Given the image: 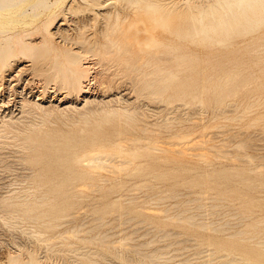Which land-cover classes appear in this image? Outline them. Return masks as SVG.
Masks as SVG:
<instances>
[{
  "label": "rangeland",
  "instance_id": "374dc122",
  "mask_svg": "<svg viewBox=\"0 0 264 264\" xmlns=\"http://www.w3.org/2000/svg\"><path fill=\"white\" fill-rule=\"evenodd\" d=\"M168 1H171V0H168ZM176 1L184 2V0H176ZM66 4L69 5L67 6V9L59 11L57 14V17L53 21V24L50 28L51 37L53 38V41L56 45L60 47L71 48L76 51H82L83 54H85V52L83 51L85 48H83L82 45L78 43L76 40L80 30L84 29L85 35L88 36L91 40H94L96 37L101 36L102 21L100 19L92 18V16L89 15V13L82 11L81 0H66ZM70 6H71V9L69 8ZM262 32H263V29L259 30L258 32H255L254 35L258 36ZM42 36H43V33H35L31 35L29 39L37 42L42 39ZM249 37L250 35L246 36L245 37L246 40H244L245 38L243 37H240L239 39H237V41L233 45L232 51L229 49H225L223 47H205V48L203 47L201 49V48L192 46L190 51L192 52L195 51L197 54L198 53L201 54V57H203V59L209 60L205 63V66H204L207 68L202 67V74L198 75L199 78L196 84L195 83L193 84L192 89L188 88L187 85L184 84L182 88L179 87L178 89H175V88L170 89L167 92L168 94L164 95V97H161L159 99L146 96L139 91L136 92L137 88L134 87L135 84L133 85V81H132L133 76H135L134 74L127 75L125 73H122L121 68H119L118 65H115V64L109 65L111 66V68L106 70V68H108L109 66L101 65V64L96 65L97 59L95 60V58L91 56L88 57L89 56L88 54H85L84 58L86 59L88 57L86 61L91 62V64L93 65V70L95 71V73L93 72L92 74L94 75L98 73V75L96 74L98 78L96 77V80L95 79L93 80V76H90L89 77L90 80H87L85 84L91 82L90 83V85L92 86L91 89L94 90L93 91L94 93L96 92L95 94H93V97H95V101L93 103L88 104L83 109L81 108L79 111L73 108L71 110L64 108L65 111H62L53 105L48 106L49 109L47 108L46 110H41L31 105H28L26 107L25 112H21L22 107H21L20 101L18 103H15V101L13 100V95L10 96L9 94L10 93L9 89L7 91L5 90L3 94H4L6 101L10 100L7 103V105H9V108L6 109L5 111L9 112V110H11L14 112L12 114L13 117L15 119L19 118V120H16L15 123L18 126H24V125L27 126L28 130H31V128L36 127L37 132L51 133L50 134L51 139L53 140V143L55 144H61L68 137H72V136H77V138H81L80 137L82 136L81 128L84 127L85 123L82 120L78 121L76 117L80 118V115H81L80 113H83L89 110L98 111V114L95 115L96 117L95 116L92 117L93 123H91L92 125L90 126H92V128L97 127L99 131H102L104 134V137H106L107 140L114 141V142H117V140L118 142L120 140L121 141L124 140L125 141V142L123 141L124 143H126V141L127 142L131 141L132 145L134 144V146L132 147L139 148V149L144 148L145 145H147L151 139H158L160 141L159 144L162 143L160 145H164V143L167 141L168 142H173V141L180 142V141H183L185 138L190 139V138H194L195 136L196 138H199L197 136L201 135L202 132L206 133V135L208 134L206 136V139L208 137H209L208 139H212L213 137V140H210L212 145L218 144L217 142H220L222 138H223L222 140L230 139L232 142L233 138L231 139L230 137H234V136L238 137L237 135L240 134L239 132L241 131L242 133L244 132V134L242 135L241 133L242 136L239 135L240 137L234 138L233 142L231 144L229 143L231 146L235 145L237 141L239 140L240 141L242 139L246 140L247 138L251 137L252 134L253 136L255 134L256 135L253 137L254 140L253 139L250 140L251 138L248 139L250 144L255 145V146L253 145L254 148L253 147L250 148L252 145L250 146L248 144V146L250 147L243 149L244 150L243 156L244 155L248 156L245 158L246 162L244 161L241 162L238 160L237 161L230 160V156L233 154L230 151L228 152L231 153V155L228 153H224L225 158L222 156L218 158L215 156H212L210 158H206L203 156H193L190 158L186 157L182 160L179 158L178 159L175 158V157H178L176 155L175 157L167 159V162L163 158L165 154L161 153L159 155L160 157H157L156 160H154V166H156L155 169L157 171L164 170L165 172L162 171V173H164L163 175H161L159 171H158L159 172L158 174L156 170H154V172H151L152 174L151 173H141L138 175L137 173L131 171V169H126L127 171L125 170V172L122 171L120 173H115L113 171L108 170L107 168L88 169L86 167H80V170L82 172H88V170L90 173L93 172L91 176L94 178L96 177L94 179L95 184L98 183L99 185L101 184L103 185V188L99 186L100 189L98 187V184L96 186H93L96 189L95 188L91 189V187L87 189L85 188L86 186L82 188L85 185L84 183L86 182L82 177H80L81 173H78L75 177H71L70 173H68V171H66L62 167L58 169H52L51 171H49L48 166H46V164L44 163L46 159L42 158L43 156L41 155V151H42L41 147H36L37 145H34L26 141V139H24L25 134L23 131H20L16 127H14V130H11L9 132H3L2 135L3 136L5 135L4 136L5 138L3 136L0 137V156H1L0 157V264H5L6 262L8 263L9 257L11 255H17L19 252H21L23 257H25L26 259L28 258L29 253H34L36 257L41 258L42 260H44V262L46 263L49 262L47 264H56V263L57 264H71L73 259L69 255L65 256L61 252H59L60 247H64L67 243L69 244L70 242H73L75 244L80 243V245L82 246V251H87L88 249H90L91 251L92 250L98 251V253L94 255L95 262L91 264H154L156 262H157L156 264H161V263L162 264H173V263L174 264H196V263H200L201 261L204 262L209 259H213L217 257L218 254H221L222 251H219V252H216L213 250L212 252L209 251L211 249L217 248L216 246L218 245L217 241L225 242L226 246L230 248L228 250L235 254H240L241 252H243L245 249H248V248L249 249L257 248V250H259L258 245H256L255 243L259 240L260 237L264 235V222L260 223L264 221L263 220L264 219V138H262L264 137V45H262V47L261 45H257V47L251 46V43L247 39ZM261 43L263 44V42ZM254 49L257 52L254 51ZM216 55L217 57H215ZM216 58L219 59L220 65L213 66L214 60ZM94 61L96 62V64ZM17 65H19V67H17ZM21 66L24 67L23 74H22V77L24 79L22 81V84L26 86V91L28 90L26 94L27 97H30L32 93L33 94L41 93L40 90H43L44 86L45 88L48 86L47 91L44 88V91L47 92V95H45L46 97L45 102L48 103V104L46 103L47 105H50L51 103H49V100H51L52 95L54 94L50 92V90L52 91L55 86V88H57V91H56L57 98L59 97L63 98V100L64 101L67 100V102L77 101L78 102L77 104H79L78 105L79 107H81L84 104V101L82 100L83 96L78 94L74 90L68 91L66 89L67 91L64 90L65 93L60 92L61 89H58V86H59V85L57 86L58 83L56 84L55 82H53V80H50L47 77L44 71L40 69L41 65H39V63H35L28 59H23L22 62L19 61L15 63V65L10 67L7 70V72L5 71L4 74H8L11 71L16 73L18 69H20ZM101 66H103V68L106 67L104 68L105 70H103ZM193 68L194 66L190 67V69H193ZM101 70L104 73L101 72ZM228 71H237V72L244 73V74H252L253 79H251L252 81L243 83L239 87L238 91H235L230 95H222L219 98V100L214 99V98L207 100L205 104H203L204 106L196 103L192 99L193 94L205 90L203 85L206 86L208 83L210 85L212 83H219V82L224 81L226 72ZM100 72L108 79H105V78H104L105 80L102 79L103 75L101 76ZM208 75H210L209 79L206 78V76ZM186 76H188V73L185 71V73L181 74L179 81H183L186 78ZM100 77H101V80L105 81L104 82L105 85L100 80ZM8 79H10L9 76L6 77L5 79V87L10 85V80ZM26 80L28 81V83ZM196 85L198 87H195ZM177 93H181V95H184V97H181V98L177 97L176 96ZM65 94L67 95V97L64 96ZM85 95H89V94H85ZM170 95H173V96H170ZM39 96H42V95H37V96L33 95L30 98L38 99ZM62 96H64L65 99ZM168 96L170 97L171 100L167 98ZM166 100H169V101H166ZM54 101L56 103H54ZM252 102H255V104L254 103L252 104ZM53 103L55 105H59V99L53 100ZM228 104L229 105L233 104L232 105L233 108L230 107ZM235 104H236V107H234ZM248 104L252 105L253 108L251 107L252 109H250V111L244 112L245 107ZM63 106L64 104L60 108H62ZM94 106L96 107V109ZM117 106L118 107L127 106L129 109H132V108L134 109L135 107V109L136 108L139 109L141 112L140 117H142V120H143L141 122V125L144 124L143 122L147 120L144 125H147L149 128L151 127L152 130L159 129L157 128L158 126H156L158 125V123L155 124L156 122H159V120L160 121L167 120V119L171 120V118L172 119L174 118V120H171L174 123L173 129L172 131H169V132L167 130L163 132L162 134H158V131H156L155 132L156 135H155L153 132L151 133L150 131L143 132L144 130L140 128L141 125L132 124L133 126L130 127L131 125L130 123H129L130 125H128V123L126 124V122H124L125 124L121 123L123 121L118 119L117 115L108 116L110 119L108 117L104 118L106 114L105 112L106 108L112 109ZM254 106H257V107H254ZM219 107L221 108L224 107L223 109H226L228 107V109H231V110L226 109V111L233 110V112H227L226 114L223 113V115L220 114L222 116H218V117L216 116L217 118L216 117L214 118V116L218 114L217 110ZM51 111H56L61 114L63 112V114L67 115L69 119L62 122L61 120L56 118V116L53 115V118L51 116H48L50 120L49 121L46 119L45 114L43 113H47ZM197 111H199V113ZM192 113H194L193 116H190L192 115ZM196 116H199V118L202 117V119L204 120H202L201 118H200L201 120H198L199 118ZM237 116H242L243 118L242 117L237 118ZM181 117L184 119H182ZM194 117H196L197 120H195ZM225 117L226 118L230 117V119L229 118L226 119ZM177 118L178 119L181 118V120H178ZM232 118H235V120ZM256 118L257 119L259 118V119L254 121ZM43 119L45 120L43 121ZM223 119L225 123H228V124L225 125ZM154 120L156 121L154 122ZM187 120H190V121L188 122ZM45 121L47 122L45 123ZM71 121L73 122L76 121L77 125L75 123L74 125L73 122ZM152 121L154 122L155 125L154 124L152 125L153 123ZM180 122H182V124H180ZM160 123H162V121L159 122V124ZM215 123L217 126L214 125ZM136 125L139 127H137ZM28 130H27V133L29 132ZM224 130H228V131H225L224 133L223 132ZM218 131L219 132L222 131L223 133L222 132L221 133L223 134V136ZM177 133H181V134L183 133L184 135L186 133V135L185 137H181L180 134L178 135ZM212 133L214 135H212ZM210 136L212 137L210 138ZM225 136H227V138H225ZM200 138H202V136H200ZM139 139L141 141H139ZM225 140H224V143L225 142L227 143V141ZM194 142L195 140L192 142V144H194ZM222 142L223 141H221V146L223 147V145H226V144H223ZM76 145L73 146L74 147L73 149H77L79 145L81 144L79 143L78 146ZM190 145H191V142H190ZM230 145L224 146L223 149L228 150V147H229V149L231 150L232 147L236 146L235 145L231 147ZM28 146L30 147L28 148ZM164 146L168 147L169 144L166 145L165 143ZM173 146L174 147L176 146V149L179 148L178 146L183 147L181 142ZM173 146L171 145V148ZM221 146L219 145V147ZM100 148H102V146H98V145L90 146L88 147L87 150L91 152L94 150L97 151ZM73 149L72 148L65 149L63 153L67 152L68 150H73ZM234 151L232 150V152ZM254 155H257V156L255 157ZM226 156L229 158H227ZM143 158H139V160L137 159L136 163L138 162V164L136 165H141V164L146 163L147 159H145V157ZM257 158H260V159H257ZM248 159L249 161L250 160L251 161L249 162ZM260 165L263 168L259 167ZM97 171L98 173L101 172V174L100 173L98 174ZM40 175L43 176L44 178L47 177L49 179H54V180H57L59 178H64V177H71L74 183L77 185L76 189L79 191L78 195L73 197L72 199L73 210L70 213L72 216H69V217L68 215L63 216V218H61L57 222L59 225H57L56 227L47 228L46 225L44 224L41 225L38 223L26 221L25 219H22L18 215V213H16V211L10 212L11 211L10 210L8 212L9 208L5 204V200L8 197L23 196V195L28 196L30 195V192L33 193L34 191H36L39 188V186L37 185V183L34 184V181H36V179ZM96 175L99 177H97ZM149 175H152V176H149ZM156 176H159V177H156ZM160 176H162L163 178H160ZM100 177H104V178H102L101 180ZM34 187L36 189L33 190L32 188ZM134 189L137 191H135ZM174 194H175V197L176 195L177 196L179 195L178 198L177 197L175 198L173 196L170 197L171 195H174ZM215 194H217V196L214 197L213 195ZM162 197H166L167 199L166 198L162 199ZM193 198L195 199L192 200ZM221 198L222 200L223 198L225 199L223 201L222 200L219 201V199ZM152 199L154 200L152 201ZM185 200L189 202H185ZM172 203L174 204L177 203L176 207L175 205L171 206L173 208L175 207V209L170 207ZM212 203L214 205L219 203L222 208L221 207L219 208V204H218V205H215V206H218V208L213 206L217 208L216 210H214L215 208L209 207V206H212L211 205ZM199 204L201 205L205 204V205L204 206L200 205V207H203V208L199 207L200 208L199 210L198 208ZM152 208H154L155 211L154 210L151 211ZM156 208H159V209L157 210ZM165 208L167 210L169 208V211H168L169 214H167V212L166 213L163 212ZM187 208L189 211L185 210ZM147 209H150V211L149 210L147 211ZM218 209H220V211H218ZM238 209L244 211L243 213L245 216H247V218H244V217H242L243 219L239 218L241 217V215L238 213L239 212ZM212 210L216 212L218 211L217 213H215L214 216L211 214L213 217L208 215V212L209 213L213 212ZM228 210L230 214L228 213ZM230 210H234L238 212H234V211L231 212ZM182 211H184L185 214L193 213L196 215L198 213H204V211H207L206 212L207 214H204L206 215L204 217L203 215L198 216L199 215L198 214L197 215L198 220L199 218L202 219L203 221L204 220L207 221L208 219L207 222L205 221L206 224L215 220L216 222H213L215 223V225L212 224L214 226H210V227L212 228L214 227L215 229V226L219 225L221 228L228 227V229L231 228V230L229 229L228 232L227 231L219 232V231H216L217 228L216 230H210L209 227L207 228L199 227V224H197V226L195 224L194 225L187 224V223L185 224V222L181 220H175V219L171 220L167 218V216L170 214H177ZM226 211H227V214L224 213ZM73 212H75V215L72 214ZM76 212L78 213L81 212V213L76 214ZM231 213L233 215L238 213L239 215L238 216L235 215L234 217ZM216 214L218 215L220 214V216ZM7 215L10 218L7 217ZM117 216H120V217L122 216V217L119 218ZM96 217L97 218L101 217V218L100 220L99 219L94 220L93 218L96 219ZM116 217L118 219H116ZM131 217H133V219L126 221L128 218H131ZM223 217H225V219L220 221V219H222ZM114 218L116 219L115 221H113ZM209 218L211 221L209 220ZM110 220L113 222H110ZM141 220H145V221H141ZM226 220L229 222L227 226L225 225V223H227L225 222ZM231 221H232V224L230 223ZM87 222H90V223H87ZM106 222H109V223L106 224ZM122 222L123 223L126 222L125 225ZM220 222L221 224L224 223L225 227H222L220 225ZM239 222H242V223L240 224ZM255 222L256 223L259 222V223L254 224ZM62 223L63 225H61ZM98 223H100L99 224L100 226L97 228L96 232L104 233V231H106L112 235H114L113 233H115V235L111 237L112 239L110 238V240L111 241L113 240L114 243H117V240L119 239L121 240L123 236L126 237V234L129 235V232L132 233L135 231L134 232L135 234L132 233L131 235L130 233L129 238L131 239L126 240V245L128 243L130 244V245L128 244L127 247L132 246L131 243L133 244V246L134 245L137 246V244H140V243L144 245V243H146L145 247L142 245V251H145L146 253H148L150 251L151 252L154 251V249L158 250V247H159V252L162 254L161 256L163 258L157 257L158 260L157 259H156L157 261L154 260L156 262L153 263L151 259H149L148 257L144 259L143 256L135 254L131 251H128L127 253V251L124 249L125 246L120 244L121 243L120 240L118 241L120 243H117L118 245L115 244L117 247L113 245L111 249H107L106 247H103L100 243H97V244L88 243L87 244L86 241L79 240L81 239V237H85L89 235L87 232H85V234L83 235L82 233L83 231L81 232L82 234H80L81 237H78V238L73 237L70 239H62V238L54 239V237L58 236L57 235L58 233L63 232L73 226H77L79 224H86V226L83 225V229L85 230V229H88V227L90 228L92 227V225H95ZM238 223L239 225H237ZM128 226H130L129 229L127 228ZM219 226H218V229L221 230ZM140 227H143V228L141 229ZM253 228L255 229V231ZM123 229L125 230L121 231ZM159 229L160 230L165 229V230L160 231ZM239 229L240 231L245 230L243 233H240V234H244L245 236H242L239 233H237L238 235L233 234L234 232H236V230L239 231ZM169 230H172L171 231L172 233L176 232L179 235H176L175 233L170 236L167 235L166 237V235L164 234H166L165 232ZM257 230L262 231V234L257 233L256 232ZM119 231L120 233H117ZM248 231H252L253 235H248L250 233ZM31 232H34V233H31ZM144 232H147L148 235L143 234V237H142L141 235ZM245 232H247L248 234ZM231 233L233 235H231ZM37 234L40 236L44 235L43 237H46V236L53 237L55 246L59 248L54 249V250H49L48 248H46L45 241L43 240L40 241L37 239V236H38ZM163 235L165 237H162ZM252 236L254 238L256 237L257 238L253 239L251 238ZM186 237H187V241H186ZM243 237L244 238L250 237L251 240H249L250 238L245 240ZM151 238H153L151 240L153 241V243H151L150 245ZM132 239H135V240H132ZM157 239H159V242ZM189 239H194V241L189 240ZM155 240L157 242H154ZM182 240L183 241L185 240V241L183 242ZM178 241H180V243H177ZM208 241L215 242L216 247H214V244H213L210 248ZM168 243L169 244L172 243V245H168L167 247L166 245ZM198 243L199 244L203 243V247H202V244L200 246ZM204 247L207 249H203ZM179 249H182V250H179ZM201 249L205 251L201 253ZM196 251L199 252L201 256L199 255L195 256L194 253ZM206 251H209L211 253L206 252ZM197 252H196V255L198 254ZM208 254H213V255L211 256ZM190 257L195 260H192ZM186 258L190 259L189 262L186 261L187 260ZM182 260H184V262Z\"/></svg>",
  "mask_w": 264,
  "mask_h": 264
},
{
  "label": "bare ground",
  "instance_id": "6f19581e",
  "mask_svg": "<svg viewBox=\"0 0 264 264\" xmlns=\"http://www.w3.org/2000/svg\"><path fill=\"white\" fill-rule=\"evenodd\" d=\"M81 5H82V11L89 13V15L92 16V18L100 19L102 21L101 36L96 37L94 40H91L88 36L85 35L84 29L80 30L76 40L78 43H80L82 45L83 48H85L83 50L85 52V54H88L89 55L88 57L91 56V57L95 58V60L97 59V61H96L97 64L94 61L96 65L101 64V65L109 66V65L115 64V65H118L119 68H121L122 73H125L127 75L128 74H134L135 76H133V79L135 81L133 79H132V81H133V85L135 84L134 87L137 88L136 92L139 91L142 94H144L146 96H150V97L155 98V99H159L161 97H164V95L168 94L167 92L172 88H175V89H178L179 87L182 88V86L184 84H186L188 88L192 89L193 84L194 83L196 84V82L199 78L198 75L202 74V67H204L205 63L209 60L203 59V57H201V54H199V53L197 54L195 51H193V52L190 51L192 46L197 47V48H201V49L203 47L204 48L205 47H223L225 49H229L232 51L233 45L237 41V39H239L240 37L245 38L248 35H250V37L247 39L251 43V46L257 47V45H261V47H262V45H264V0H184V2H180V1L178 2L176 0H171V1H168V0H81ZM67 6H69V5L66 4V0H0V137L3 136L2 135L3 132H9L11 130H14V127H16L20 131H23L25 134L24 139H26V141H28L34 145H37L36 147H41V150H42L41 155L43 156L42 158L46 159L44 163L46 164V166H48L49 171H51L52 169H58V168L62 167L66 171H68V173H70L71 177H75L78 173H81L80 177H82L86 182V183H84L85 185L82 183L84 185L82 188H84L86 186L85 188H87V189L90 187H91V189L95 188L93 186H96L98 183L97 184L94 183V179L96 177L94 178L91 176L93 174V172L90 173L89 170H88V172H82L80 170V167H86L88 169H92V168L105 169V168H107L108 170L113 171L115 173H120L122 171L125 172L126 169H131V171L137 173L138 175L141 173H151V172H154V170H156L155 169L156 166H154V160H156L157 157H160L159 155L161 153L165 154L163 156V158L165 159L166 162H167V159L175 157L176 155L178 157H175V158H177V159L179 158V159L183 160L186 157L190 158L193 156H203L206 158H210L212 156H215L218 158V157L222 156L225 158L224 153H228L230 155H231V153H233L230 156V160H233V161L238 160L241 162L242 161L246 162L245 158L248 156L247 155L243 156V154H244L243 149L250 147L251 145L252 146L250 148L253 147L254 144H250L248 139L251 138L250 140H252V139L254 140L253 137L256 134L254 136L252 134V136L247 138L246 140L242 139L241 141L239 140L240 142L237 141V143L235 144L236 146L232 145V146H235V147H232L230 144L233 142L234 138L240 137L239 135H241V133H242L241 130H240L241 132H239L240 134L237 135L238 137H235V136L230 137L231 139L233 138L232 142L230 139H228V140L224 139L225 141H227L228 144L226 142L224 143V140H222L223 138L221 139V141H223L222 142L223 144H226L227 146L230 145L232 147V148L230 147L231 150L229 149V147H228V150L223 149V147L226 145H223V147H222L221 141L217 142L218 144L220 143L219 145L221 147H219L218 144L212 145L210 140H213V137L210 136V138L212 137V139H208L209 137L206 139V136L208 134L206 135V133H203V132L201 135L197 136L199 138H196V136H195L194 138H190V139L185 138L183 141H180L183 147L178 146L179 148H177V149H176V146L174 147L173 145L179 144L180 143L179 141L178 142H176V141L175 142L174 141L168 142L167 141L168 143L165 142L166 145L169 144V146L167 147V146H164L165 143H164V145H160L162 143L159 144L160 141L158 139H151L149 141V143L147 145H145V147L142 145L144 148L139 149V148L132 147V146H134V144L132 145L131 141H128V142L126 141V143H124L125 142L124 140H122V141L120 140L119 142H118V140H117V142L109 141L106 139V137H104L103 132L99 131L97 127L92 128V126H90V125H92L91 123H93L92 117H94L95 115L98 114L97 110H89V111L80 113L81 114L80 118L76 117V119L78 121L82 120L85 123L84 127L81 128L82 129L81 130L82 136H80L81 138H77V136L68 137L61 144L53 143V140L51 139V135H50L51 133L37 132L36 127L31 128V130H28V127L25 125L24 126H18L15 123V121L19 120V118L15 119L13 117L12 114L14 112L11 110H9V112L5 111L6 109L9 108V105H7V103L10 100L6 101L3 92L5 90L7 91L8 89L10 92L9 93L10 96L13 95V100L15 101V103H18L20 101V104L22 107V110L20 109L21 112H25L26 107L28 105H31V106L36 107V108L41 109V110H46L48 108V106L53 105L62 111H65L64 108L69 109V110H71L73 108V109L79 111L81 108L83 109L85 106H87L88 104L93 103L95 101V97H93V94H95L96 92L94 93L93 92L94 90L91 89L92 88V86L90 85L91 82L86 83V84H85V82L87 80H90L89 79L90 76H93V80L94 79L96 80V77H97L96 74L98 75V73H96L94 75L92 74L93 72L95 73V71L93 70V65L91 64V62L86 61V59L88 57L85 59L84 58L85 54H83L82 51H76V50L71 49V48H65V47H60V46L56 45L53 41V38L51 37L50 28L53 24V21L57 17L58 12L61 10L67 9ZM69 8L71 9V6ZM261 29H263V32L260 35L255 36L254 33L258 32ZM35 33H43L42 39L37 41V42L29 39L30 36L35 34ZM244 40H246V38ZM261 42H263V44ZM235 48H237V47H235ZM254 51H256V50L254 49ZM215 57H217V55ZM23 59H28V60H31L35 63H39V65H41L40 69L42 71H44V73L47 75V77L50 80H53V82H55L56 84L58 83L57 86L59 85L58 89H61L60 92L65 93L64 90H66V89L68 91L74 90L75 92H77L78 94L83 96L82 100L84 101V104L81 107H79L78 106L79 104H77L78 103L77 101H68L67 102V100L64 101L63 98H60V97L57 98V94H56L57 88H55V86H54V89L52 91L50 90V92L54 93L52 95L51 100H49V103H51L50 105H47L48 103L45 102V98H46L45 95H47L46 91H47L48 86L46 88L44 86L46 91H44V88H43V90H40L41 93H35L34 92L35 94H33V93L31 94L30 97H32L33 95L34 96L42 95V96H39L38 99L27 97L26 94H27L28 90L26 91V86H24L22 84V81L24 79L22 77L24 67L21 66L22 68L20 67V69H18V71L16 73L11 71L8 74H4L5 71L7 72V70L10 67L14 66L15 63H17L19 61L22 62ZM217 65H220L218 58H216L214 60V63H213V66H217ZM191 66H194V68L190 69ZM17 67H19V65H17ZM101 67L103 70H105L104 68H106V67L103 68V66H101ZM109 68H111V66L106 68V70H108ZM204 68H207V67H204ZM185 71L188 73V76H186V78L183 81H179L181 74L185 73ZM101 72H103V71L101 70ZM101 72H100V74H101ZM100 74H99V76H100ZM102 75L103 74H101V76ZM111 75H113V74H111ZM8 76L10 77V79H8V80H10V85L5 87V79ZM104 78L108 79L103 75L102 79H104ZM206 78L209 79L210 75L206 76ZM251 79H253L252 74H244V73H240L237 71H228V72H226V76H225L224 81L219 82V83H212L210 85L208 83L207 84L208 86L203 85L205 90L193 94L192 99L196 103L201 104V105L205 104V102L207 100H210L212 98L219 100V98L222 95H230L233 92L238 91L239 87L243 83L252 81ZM93 80H91V81H93ZM100 80H101V77H100ZM40 81H42V80H40ZM101 81L104 84L105 81H103V80H101ZM27 83H28V81H27ZM41 87H43V86H41ZM195 87H198V86L196 85ZM85 94H89V95H85ZM64 96L67 97L66 94ZM64 96H62V97H64ZM170 96H173V95H170ZM176 96L179 98L184 97V95H181V93H177ZM167 98L169 100H171L169 96ZM17 99H19V100H17ZM56 99H59V105H55L54 104V103H56L55 101L53 103V100H56ZM64 99H65V97H64ZM169 100H166V101H169ZM253 103L255 104V102H252V104ZM63 104H64V106L62 107L63 108L62 109L60 107ZM236 104L234 105V107H236ZM232 105L233 104H230L229 106L232 107ZM258 106H260V105H258ZM251 107H252V105H249V104L246 105L244 112L250 111V109L253 108V107L252 108ZM254 107H257V106H254ZM223 108H221V107L218 108V110H217L218 114L215 115L214 118L216 116L217 117L222 116L223 113L226 114L227 112H233V110L232 111H226V109L231 110V109H228V107L226 109H223ZM86 109H87V107H86ZM95 109H96V107H95ZM1 110H2V112H1ZM54 110H56V109H54ZM4 111H5V113H4ZM105 112H106V114H105L104 118H107L108 116H111V115H117L118 119L123 121L121 123L126 122V124L128 123V125L131 124L130 127L133 126L134 124L141 125V122L143 121L142 117H140V114H141L140 110L137 108L135 109V107H134V109L133 108L129 109L127 106L126 107H123V106L118 107L117 106V107L112 108V109L106 108ZM197 112L199 113V111H197ZM43 114H45V117L47 120H49L48 116H51L53 118V115L56 116V118H58L62 122L69 119V117H67V115L63 114V112L61 114V113H58L56 111H51V112H47V113H43ZM193 114L194 113H192V115H190V116H193ZM220 114H222V115H220ZM244 114H246V113H244ZM196 117L199 118V116H196ZM196 117H194L195 120H197ZM239 117L241 118L242 116H237V118H239ZM181 118L180 119L177 118V119L181 120ZM200 118L202 119V117H200ZM200 118L198 120H201ZM228 118L230 119V117H228ZM228 118H226V119H228ZM182 119H184V118H182ZM224 119H223V121H224ZM232 119L235 120V118H232ZM258 119L256 118L254 121H256ZM44 120L45 119H43V121ZM171 120H174V118L173 119L171 118ZM171 120H168V119L167 120H161L162 123H160V124H159V122H161L160 120H159V122H156L155 124L158 123V125H156V126H158L157 128H159L158 130H154V129L152 130L151 127L149 128L147 125H144L147 120L145 122H143L144 124H142L140 126V128L142 130H144L143 132L150 131L151 133L153 132L155 134V132L158 131V134H162L163 132H165L167 130H168V132L172 131L174 123ZM176 120H175V122H176ZM202 120H204V119H202ZM155 121L156 120H154V122ZM183 121H185V120H183ZM187 121L189 122L190 120H187ZM46 122L47 121H45V123ZM71 122H73V121H71ZM154 122L152 123V125L154 124ZM74 123L77 125L76 121L73 122V124ZM224 123H225V121H224ZM147 124H149V123H147ZM175 124H177V123H175ZM180 124H182V122H180ZM226 124H228V123H225V125ZM214 125H216V123ZM137 127H139V126H137ZM161 129H163V130H161ZM27 130L29 131L28 133H27ZM228 130H224L223 132L225 133V131H228ZM230 130H232V129H230ZM221 132H219V133H221ZM209 133H210V131H209ZM217 133H216V135H217ZM177 134L178 135L180 134L181 137H185V135H186V133H185V135L183 133L182 134L177 133ZM243 134H244V132L242 133V135ZM210 135H211V133H210ZM212 135H214V134L212 133ZM200 136H202V138H200ZM222 136H223V134H222ZM217 137H215V138H217ZM128 138H130V137H128ZM225 138H227V136H225ZM262 138H264V137H262ZM197 139H199V140H197ZM194 140H195V142H194V144H192V142ZM229 140H230V142H229ZM139 141H141V140L139 139ZM190 142H191V145H190ZM79 143L81 145H79V147L77 149H73L74 148L73 146H75L76 144H77L76 146H78ZM24 144H25V142H24ZM248 144L250 146H248ZM97 145L102 146V148H100L101 150L98 149L97 151L96 150L91 151L92 153L87 150L88 147L97 146ZM171 145L174 148L173 147L171 148ZM30 146H28V148ZM69 148H72L73 150H68L67 152L63 153V151L65 149H69ZM232 150L233 151L235 150V151L232 152ZM228 151H230L231 153H229ZM254 156L256 157L257 155H254ZM143 157H145V159H147V162L144 164H141V165H136V164H138V162L136 163L137 159L139 160V158H143ZM227 158H229V157H227ZM249 159H251V158H249ZM249 159H248V161H249ZM257 159H260V158H257ZM175 162H177V161H175ZM141 163H143V162H141ZM261 165L259 167L263 166V165L262 166ZM158 171L160 172L161 175L164 174V173H162V171L165 172L164 170H162V171L158 170ZM159 172H158V174H159ZM97 173H98V171H97ZM99 173L101 174V172H99ZM149 176H152V175H149ZM71 177H64V178H59L57 180H54V179H49L47 177H46L47 178L46 179L40 175L36 179V181H34V184L37 183V185L39 186V188L37 186L38 189L36 191H34L33 193L30 192V195H28V196H24V195H23L24 197L23 196H11L5 200V204L9 208L8 212L10 210H11L10 212L16 211V213H18V215L22 219H25L26 221L38 223L41 225L44 224V225H46L47 228L56 227L57 225H59L57 222L61 218H63V216H66V215H68V217L72 216L70 214L73 210L72 199H73V197L78 195L79 191L76 189L77 185L74 183V181ZM97 177H99V176H97ZM145 177H146V175H145ZM156 177H159V176H156ZM164 177H165V175H164ZM100 178L102 180V178H104V177H100ZM160 178H163V177L160 176ZM97 179H96V181H97ZM4 185H5V183H4ZM99 186L101 188H103L102 184L101 185L98 184V187ZM100 187H99V189H100ZM32 189L34 190L36 188L34 187ZM86 190H84V191H86ZM140 190H138V191H140ZM82 191H80V192H82ZM135 191H137V190H135ZM27 194H29V193H27ZM172 196L175 197V194L171 195L170 197H172ZM178 196L176 195L177 198H178ZM213 196L215 197V196H217V194H215ZM166 197H162V199L166 198ZM194 199L195 198H193L192 200H194ZM224 199L225 198H223V200ZM138 200H139V198H138ZM153 200L154 199H152V201ZM187 200H185V202H189ZM220 200H222V198L219 199V201ZM159 201H161V200H159ZM176 204L172 203V205H170V207L173 205H175V207H176ZM218 204L219 203H217L215 205H218ZM93 205H94V203H93ZM157 205H159V204H157ZM200 205L201 204L198 205V208L200 207ZM204 205L202 204L201 206H204ZM211 205L212 206H209L210 208L211 207L212 208H215V207L218 208V206H215L213 203ZM221 205H222V203H221ZM213 206H215V207H213ZM175 207L174 208L171 207V208L175 209ZM220 207L221 206L219 204V208ZM149 208H151V207H149ZM200 208H203V207H200ZM200 208H199V210H200ZM217 208H215L214 210H216ZM156 209L158 210L159 208H156ZM148 210L150 211V209H147V211ZM153 210H154V208H152L151 211H153ZM161 210H162V208H161ZM185 210H188V208ZM238 210H239V212L234 211V210H230V211L231 212H233V211L238 212L241 215V217H239L241 219H243L242 217L247 218V216H245L243 213L244 211H242L240 209H238ZM168 211H169V208H168V210L166 208L163 210V212H165V213L167 212V214H169ZM184 211L179 212L177 214H170L167 216V218L171 219V220L172 219L173 220L174 219L175 220H181V221L185 222V224L186 223L191 224V225L195 224L196 226H197V224H199V227H201V228L209 227L210 230H216V228H217L216 231H219V232H221V231L222 232L223 231L228 232L229 229L231 230V228L228 229V227L227 228H221L219 225L218 226H219V228H221V230L218 229V226H215V229H214V227L213 228L210 227V226L215 225V223H213V222H216L212 218L211 219L213 221L210 222L211 224L210 223L206 224L208 219H207V221L206 220L203 221L202 219L199 218V220H200L199 221L197 215L198 214H199L198 216L203 215V217H204V216H206L204 214H207L206 212L208 210L204 211V213H198L197 215L193 214V213L185 214ZM218 211H220V209H218ZM217 212L216 211H213L212 213L208 212V215L213 217L215 215V213H217ZM77 213L78 212H76V214ZM79 213H81V212H79ZM160 213H161V211H160ZM221 213H222V211H221ZM224 213L227 214V211ZM228 213L230 214L229 210H228ZM238 213L235 215L238 216L239 215ZM72 214L75 215V212H73ZM216 215H218V214H216ZM235 215H233V216L235 217ZM218 216H220V214ZM7 217H9V216L7 215ZM117 217L121 218L122 216L121 217L117 216ZM117 217H116V219H118ZM100 218L96 217V219L95 218H93V219L94 220H97V219L100 220ZM116 219L114 218L113 221H115ZM131 219H133V217L128 218L126 221L131 220ZM223 219H225V217L220 219V221ZM209 220H210V218H209ZM217 220H219V219H217ZM91 221H93V220H91ZM113 221L110 220V222H113ZM141 221H145V220H141ZM90 222H87V223H90ZM225 222H227V223H225V225L227 226L229 224V222L227 220ZM256 222L254 224L259 223V222L258 223H256ZM263 222L264 221H262L260 223H263ZM63 223L61 225H63ZM108 223L109 222H106V224H108ZM125 223H123V224L125 225ZM217 223H218V221H217ZM217 223H216V225H217ZM230 223L232 224V221ZM239 223L241 224L242 222H239ZM239 223L237 225H239ZM86 224H79V225L73 226V227H71V228H69L63 232H60L57 234L58 236L54 237V239H56V238L70 239L73 237L78 238V237H81L80 234L83 233V235H84L85 232H87L89 235H87L85 237H81V239H79L80 241L81 240L86 241L87 244L88 243H92V244L100 243L103 247H106L107 249H111V247L113 245L116 246L115 244L121 242L120 244L125 246L124 249L127 251V253H128V251H131L135 254L143 256L144 259L146 257H148L149 259H151V261L153 263L156 262L158 260V258L162 257L161 256L162 254L159 252V247H158V250L154 249V251H152V252L150 251L151 253L150 252L146 253L145 251H142V245H143L142 243L137 244V246L136 245L133 246V244L131 243L132 246L127 247L129 243L126 245V240L131 239V238H129L131 232H129V235L126 234V237L123 236L121 238V240L119 239L120 242H118L119 240H117V243H114V241L113 240L111 241L110 238L112 236H114L115 233H113L114 235H112L106 231H104V233L103 232L97 233L96 231H97V228L100 226L99 225L100 223L92 225V227H90V228L88 227V229L84 230L83 225L86 226ZM106 224H104V225H106ZM212 224H214V225H212ZM220 225L222 227H225L224 223L221 224V222H220ZM116 227H118V226H116ZM129 227L130 226H128L127 228L129 229ZM140 228L142 229L143 227H140ZM255 228H257V227H255ZM225 229H227V230H225ZM124 230L125 229H123L121 231H124ZM164 230L165 229L160 230V231H164ZM171 231L172 230L165 232L166 234H164V235H166V237H167V235L170 236V235H173L176 233V232L172 233ZM244 231L243 230L240 231V229H239V231L236 230V232H234L233 234L234 235L237 233L240 234V233H243ZM254 231H255V229H254ZM94 232H96V233H94ZM134 232H132V233L135 234ZM147 232L142 233L141 236L143 237V234L148 235ZM248 232H250L251 234L250 233L248 234L247 232H245V233H247L248 235H253L252 231H248ZM256 232L262 234V231L257 230ZM31 233H34V232H31ZM117 233H120V231ZM132 233H131V235H132ZM178 233H179V231H178ZM233 234L231 233V235H233ZM164 235L162 237H165ZM176 235H179V234L176 233ZM240 235L245 236L244 234H240ZM43 236L38 235L37 239L40 241L41 240L45 241L46 248H48L49 250H54V249L59 248V247L57 248V246H55V242L53 241V237H51V236L43 237ZM258 237H260V236H258ZM153 238H151L150 241ZM248 238H250V237H248ZM248 238H244V239L246 240ZM251 238L256 239L257 237L254 238L252 236ZM251 238L249 240H251ZM132 240H135V239H132ZM157 240L159 242V239H157ZM189 240L194 241V239H189ZM180 241H178L177 243H180ZM186 241H187V237H186ZM154 242H157V241L155 240ZM203 242H205V241H203ZM151 243H153V241L150 242V245H151ZM217 243H218V245H216L217 248L211 249L209 251H211V252H212V250L216 251V252L222 251L221 254H218L217 257H215L213 259H209V260L204 261V262L201 261L200 263H196V264H264V235L262 237H260L259 240L255 243L256 245H258L259 250H257V248H254V249L248 248V249H245L240 254H235L233 252H230L228 250L230 248H228L226 246L225 242H221V241L218 242L217 241ZM78 244L80 245V243H78ZM78 244H75L73 242H70L69 244L67 243L64 247H60L59 252H61L65 256L69 255L73 259L71 264H91V263H94L95 262L94 255L97 254L98 251H94V250L91 251L90 249H88L87 251H82V246L81 245L79 246ZM145 244L146 243H144V245H143L144 247L146 246ZM201 244L203 247V243H201ZM201 244H199V245L201 246ZM208 244H209L210 248L213 244H214V247H216L215 242H213V241H210V242L208 241ZM168 245H172V243L171 244L168 243L166 246L168 247ZM205 245H207V244H205ZM147 246H149V245H147ZM203 249H207V248L204 247ZM203 249H201V253H203L205 251V250L203 251ZM179 250H182V249H179ZM160 251H161V249H160ZM209 251H206V252H209ZM196 252L194 253L195 256H198V255L201 256L199 254V252H197L198 254L196 255ZM211 252H209V253H211ZM213 254H208V255L212 256ZM183 255H184V253H183ZM206 257H207V255H206ZM191 259L195 260L193 258H191ZM198 259H199V257H198ZM154 260H156V261H154ZM184 260H182V261L184 262ZM189 260L190 259H187L186 261L189 262ZM45 263L46 262H44V260L36 257L34 253H29L28 258L26 259L25 257H23L22 253L19 252L17 255H11L9 257V261L7 264H45ZM47 263H49V262H47ZM156 263H154V264H156Z\"/></svg>",
  "mask_w": 264,
  "mask_h": 264
}]
</instances>
